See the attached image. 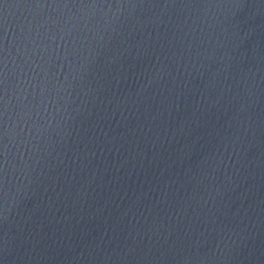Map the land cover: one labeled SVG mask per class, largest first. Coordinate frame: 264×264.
<instances>
[{
	"label": "water",
	"instance_id": "1",
	"mask_svg": "<svg viewBox=\"0 0 264 264\" xmlns=\"http://www.w3.org/2000/svg\"><path fill=\"white\" fill-rule=\"evenodd\" d=\"M0 264H264V0H0Z\"/></svg>",
	"mask_w": 264,
	"mask_h": 264
}]
</instances>
